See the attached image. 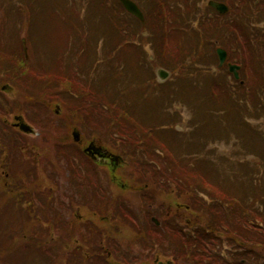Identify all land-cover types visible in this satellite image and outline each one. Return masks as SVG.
Returning <instances> with one entry per match:
<instances>
[{"label":"trees","instance_id":"obj_1","mask_svg":"<svg viewBox=\"0 0 264 264\" xmlns=\"http://www.w3.org/2000/svg\"><path fill=\"white\" fill-rule=\"evenodd\" d=\"M60 1L66 12L48 11L45 16L48 25H51L54 19L61 24V31H63L61 36L59 31H56L58 24L54 28L56 32L46 25L52 35L48 40L53 43L55 41V44L60 42L61 37L63 40L62 48L57 53L59 58H55L54 61L53 57V63H51L52 60L46 59L42 52L41 58L30 53L29 58L26 59L20 47L11 51L13 46H9V35L16 36L17 29L12 31L4 29L14 15L16 16L14 26L17 28V25L21 24L22 28H26L27 32L29 30V33L37 39L41 29H46L43 27L44 14L43 16L36 14L37 3L34 0H7L6 2L10 4L6 8L5 0H0V10L5 9L4 15L0 13V73L4 76L0 84L5 81L15 87L16 98L22 99V104L21 102L16 104V111L24 112L25 107L36 106L38 102L39 106L48 113L50 111L48 108L54 106L55 102H59L68 108L64 114L66 115L68 111L74 123L87 118L85 114L89 112L94 113L96 117L103 113L102 117L105 121L121 120L123 138L131 139L132 143L129 150V155L132 154L131 163L144 165L147 170L152 171L149 184L152 185L154 181L161 186L162 194H170V187L174 188L175 185H197L194 179L200 178V175L187 170L197 169L204 162L211 165V169H218L221 164L229 168L246 165L245 169L251 171L261 168V162L253 156L243 157L244 154L255 153L256 158L260 159V155L263 156L262 163H264V142L262 138L257 137V135L261 137L260 132H257V135L252 133L249 135L248 131L241 127L239 133L238 127L235 129L227 124L228 111L225 105H228L230 100L238 103L234 108L236 112L233 114L235 123L239 124L249 119L251 114L243 97L224 96L225 99L220 104L217 89L208 92V101L205 103L201 90H193L194 87L189 85L201 82L189 79V74H201L206 69L211 72L210 65H205L202 58L210 60L206 54L212 49L210 45L200 42L198 34L193 36L195 41L193 39L191 41L189 36L182 34V43L178 41L177 47L171 52L172 41L168 27L158 32L160 35L158 38L155 31L156 24H153L151 28L152 25L148 20L145 29H153L149 34L150 37L152 35L155 37L146 40L140 35L141 45L142 47L145 45V49H142L143 52H138L139 47L136 45L139 43L137 42L138 31L132 23V17L125 12L117 0H106L107 5L102 0ZM97 4H101L107 13L98 9ZM91 10L96 11L93 17L96 15L100 17L103 24L106 22L105 17L108 16L109 32L103 29L99 30L97 35H92L94 32L86 28L89 25L86 19L90 17ZM167 19L163 18V21L167 22ZM105 32H112L113 36L104 34ZM73 41L77 44L79 41V44H74ZM2 42H5L8 47L2 48ZM148 44L151 50H156L155 53L164 55L167 60V62L160 60L158 63L157 54L154 56L155 62L174 74L169 81L159 84L158 88L152 86L157 84L147 69L150 63L146 54ZM153 44L154 47H152ZM84 46L89 48L85 55L90 57L86 58L83 55L77 59L79 51ZM97 51L107 53V57L104 58L101 55L103 59L99 60L100 56H96ZM35 52H37L36 49ZM136 56L135 60L142 64L133 63V58ZM67 57L69 61L66 60ZM30 58H33L32 61ZM42 59L45 62L42 64L43 68H40L39 61ZM172 104L178 105L180 109H190L189 111L198 121L201 120V114L204 116V121L211 120L212 125L211 128L208 126V130L213 129V131H208L209 155L205 161L200 157L190 159L181 154L185 151L183 147L195 144L184 134L183 147L179 141L169 145V129H174L175 122H185V120L177 119L182 115L177 110L174 111L172 120V114L168 111ZM37 110L40 109L37 107ZM153 111L156 112L155 117L151 115ZM43 113L46 114L45 111ZM34 118H38L39 121L36 122L39 125L45 121L43 115L42 117L37 115ZM127 122L133 126L129 130L132 138L125 136ZM197 124V121L193 122L194 126ZM201 126L202 122L198 124L200 129ZM214 129H218L217 132H214ZM162 130L166 132V135L162 133ZM148 131H153L150 138ZM233 131L239 133L237 137L240 145L236 150L245 153L236 159L223 158L218 155L220 141H213L219 140L222 136L227 138ZM241 133L244 138L252 137L253 143H244L240 138ZM172 136L173 140L176 139L174 133ZM190 145L187 149L191 147ZM199 147L200 143L197 144L198 150H200ZM20 149L21 144L14 142L10 146L8 136L0 135V162L8 163L9 179L15 178L14 182L12 179L7 184L0 185V236L4 235L0 238L2 264H48L58 259L56 252L62 251V248L64 251L61 257L65 259L66 264H102L108 259L105 247L110 243L114 245L112 253L115 258L136 259V256L131 255L134 251L128 248L127 243L132 241L135 243L141 237V228L139 222L135 223L134 217L126 212L129 211V205L124 203V200L120 201L118 196L115 197L113 193L101 191L103 189L99 188L101 190H96V202L89 206L91 211L95 212V219L88 217L77 220L73 216L63 219L60 216V206L56 203L57 196L51 191H46V183H42L39 177H36V181L30 182L27 176H24L29 165L25 163L24 153ZM172 150H176L178 154L171 156ZM250 163L251 166L248 165ZM18 170L23 171L17 174ZM257 178L264 188V177ZM17 186L20 187L17 188ZM132 211L135 209L132 208ZM149 226L151 235H156V226L150 222ZM170 235L179 238V233L175 229ZM73 242H80L82 246L77 245L79 248L75 249V252L68 253V256L65 253V247ZM20 252L22 254L19 256ZM190 256L195 264L196 254ZM198 257L202 258L200 255Z\"/></svg>","mask_w":264,"mask_h":264},{"label":"flooded vegetation","instance_id":"obj_2","mask_svg":"<svg viewBox=\"0 0 264 264\" xmlns=\"http://www.w3.org/2000/svg\"><path fill=\"white\" fill-rule=\"evenodd\" d=\"M172 6H180L193 19L189 21L188 18L187 21L189 27L186 31L190 39H193L190 31L193 32L195 22L196 26L200 27V42L215 45L214 50L210 47L212 50L206 54L210 60L202 58L205 65H210L211 72L206 69L201 74H189V79L201 81L189 85L194 87L193 90H201L205 103L208 101V92L206 93L203 81L207 82L208 79L217 83L220 104L225 99L224 96L243 97L251 115L248 120L236 123L235 127L239 128V133L241 127L248 130L249 134L251 128L257 130L256 124H251L250 119L255 118L253 114L256 111H264V0H174ZM180 32L188 36L182 29ZM218 47L225 51V60L219 68ZM230 66H233L232 69ZM218 69L219 71H216ZM53 112L57 117L62 116L59 109ZM56 116L50 121L41 122L42 125L29 122L34 130L26 133L27 137L15 127L16 123L18 124V116L12 115V121L3 122L7 128L13 127L9 131L12 135L9 138L25 144L23 150L29 165L25 175L28 180L33 182L39 177L42 183H46V191H51L57 196L56 203L60 206V216L63 219H69L71 216L77 220L88 217L95 219V212L91 211L89 206L97 200L96 190L102 188L101 191L113 193V196H118L120 201L124 200V203L129 205V211L126 212L134 217L135 223L139 222L141 237L135 243H127L128 248L131 250L137 246L140 254H145L147 260L151 258L152 264H193L191 254H196L195 264H264V231H261L264 230V217L260 220L256 218L254 209L258 201L254 196H250V216L241 218V187L237 186V177L241 171L244 175L252 177L250 182H258L257 177H263V171H247L224 165L226 170L221 172L228 176L222 175L220 182L228 183L220 185L216 191L238 190L232 203L228 197L225 199L229 202L222 198L218 200V205H227L224 209L226 213L225 216L221 213L224 218H220L218 214L214 218L209 215V181L206 167L200 170V185H175L174 188L170 187V194H162L161 186L153 180V184H149L152 171L147 170L144 165H133L131 155L127 159L121 156V150L110 146L109 141L97 136L92 125L83 120L76 123L56 120ZM262 123L260 124L264 128V117ZM188 128V138L195 144L185 149L187 157H200L205 161L209 155L208 122L203 121L201 132L197 125L194 126L191 122ZM74 131L78 133V140L73 137ZM238 132L233 131L227 138H219L221 145L218 155L236 159L245 153L236 150L240 145ZM261 138L264 142L262 134ZM198 139H201L200 150L197 148ZM254 154L247 153L243 157L253 156L262 166L263 156L260 155L259 159ZM179 181L182 182L181 179ZM230 181L233 184H230ZM259 201L264 207V197ZM192 203L202 206L200 211L204 213L195 212L198 210ZM155 205L164 207L165 210H160ZM132 208L135 211H132ZM149 222L156 226V235L149 232ZM173 229L179 233V238L170 235ZM77 245L81 243L73 242L68 245L71 247L69 251L75 252V249L79 248ZM105 248L108 259L102 264H145L140 255L135 253L131 254L136 256L135 260L128 257L115 258L112 243ZM199 255L202 258H199Z\"/></svg>","mask_w":264,"mask_h":264},{"label":"rangeland","instance_id":"obj_3","mask_svg":"<svg viewBox=\"0 0 264 264\" xmlns=\"http://www.w3.org/2000/svg\"><path fill=\"white\" fill-rule=\"evenodd\" d=\"M6 1L7 0H5V5H6V8H8V4H10V3L6 2ZM147 1H149V0H147ZM165 1L167 2V6H168V19H169L168 22H169V28H171V32L173 34H175L177 32V30L181 31V29H184V30H182V32L187 34L188 32L186 31V28L189 27L188 23H187V20H188V17L190 15H187L185 13V11L180 6H172L171 3H170V0H165ZM34 2L37 3L35 5L36 8H37L36 14H40L42 16L44 14V23L43 24H45V25L43 27H45L46 29L45 30L41 29V32L38 33V38L36 39V36H32L29 33V30L27 32L26 28L25 29L22 28L21 24L19 26L17 25V28L14 26V22H15L14 19L16 18V16L13 15V17L10 20V23H8V25H6L5 27L3 26L6 31H12L14 29H17V35L16 36L15 35H9V46L10 47L13 46L10 50L13 51L15 48H17V47L19 48L20 47L21 50L23 51V45H22L21 41H22V38H25L26 39V47L28 48V54L34 53L37 57L41 58V52H42V53H44V56L46 57V59L52 60L53 57H54V61H55V58L57 59V53L62 48L63 40H62V37H61V39L59 40L60 42H58L56 44H55V41L53 43V41L48 40V38L50 36H52V35H51V32H50L51 30L47 26H49L52 29V31H54V32L59 31L61 36H62V32L63 31H61V24L58 23L54 19L52 20V24L48 25L47 22H46L45 16L48 14V11L54 12V10H55L56 12H60V11H65L66 12V9H65L62 1H60V0H57V1L56 0H34ZM102 2L105 5H107V1L106 0H102ZM141 2H143V1H141ZM97 6H98V9H100L103 12L107 13L106 10L101 6V4H97ZM158 8H159L158 0H156L155 2L150 0V7L149 8L147 7V10L151 11V12L147 11V15H149V21H150V24L152 25L151 28H153V24H157V21H158L157 16L153 12L154 11L156 12V10H157L158 14L160 16ZM0 13L2 15H4L5 14V9H3L2 11L0 10ZM90 13H91L90 17H88L86 19L88 21V24H89V25H87L86 28L88 30H91V32H94V34H92V35H97V33H99V30H103V29L108 31V32L110 31V26L107 25L110 22L108 20V16L105 17L104 21L106 20V22L103 24V20H101L100 17H98L97 15L95 17H93L95 15L96 11L91 10ZM122 16H124V15H122ZM176 18H178L179 21ZM116 23H118V22H116ZM132 23L134 24L135 27H137V31H139V28L135 24V22H132ZM1 24H2V22H1ZM56 24H58V30L55 31L54 28H55ZM198 26L199 25L196 26V23L194 22L193 23L194 30H193V32L190 31V34H192L193 36L195 34H198V32H199ZM135 27H134V29H135ZM175 28H176V30L174 31L173 29H175ZM92 29H96V30H92ZM111 30H112V27H111ZM152 30H150V31H152ZM155 30L157 31V37L159 38L160 35L158 34V30L157 29H155ZM104 34H111L112 35V32L111 33L105 32ZM152 34H153V32H152ZM146 35L147 34L144 32V37ZM141 36H142V34H141ZM145 38L148 40V37H145ZM1 39L4 40L3 38H1ZM190 40L192 41V39H190ZM173 41L175 42V45H171V49H170L171 52H173V50L177 47V44H178L177 35H173ZM179 41L182 43V38H180ZM193 41H195L194 38H193ZM72 43L77 44V42H75V41H73ZM160 43H161V41H160ZM78 44H79V41H78ZM86 45H88V43ZM2 46H3L2 48H4V49L8 47V45H5V42H2ZM35 49H36L37 52H35ZM146 49H147V51H146L147 55L152 53V54H154V56H156L158 54V59H159V61H157L158 63L160 62V60L164 61V62H167L166 57L164 55H162L160 53H155L156 50H151L148 46L146 47ZM87 50H89V48L84 46L79 51L77 59H79L81 56L85 55ZM109 51H110V49H109ZM101 55L104 58L107 57V53H104L103 51H97L96 56H100V57H98L99 60L103 59V58H101ZM84 57L89 58L90 56L89 55H85ZM32 59L33 58H30V61H32ZM66 60L69 61L70 59L67 57ZM43 62H45L44 59L39 61L40 68H43V66H42ZM51 63H53V60L51 61ZM155 64H156V62H155ZM147 69H148V71L150 70V71L153 72V67H151V65H148ZM52 72L54 73V71H52ZM1 78H4L2 73H0V80H1ZM53 80H56V79H53ZM203 84L206 87V93L207 92H211V90H215L216 91L218 89L217 83L215 81H210L208 79L207 82L203 81ZM16 93H18V91H16ZM16 97L17 96H15V90H12L11 92L0 93V103L3 104L2 102L4 101V106L6 108V111H4L5 112L4 116L6 117V120H9V117H12V115H14L13 113H10V110L12 108L16 107V104H18L19 102L22 101L21 98L18 99ZM56 103H59V102H55V104ZM21 104H22V102H21ZM26 104H31V103L30 102H26ZM227 104L228 105H225V107L227 108V111H228L226 113L227 124H229L230 127H234L235 128V124L236 123L234 121L233 114L236 112L234 110V108L236 107V105L238 103L235 102V101H231L230 100ZM38 105H39L38 102H36V106L31 105V107H26L27 108L26 111L30 112L29 114L26 115V117H27V119L29 120L30 123L32 121H34V122L39 121L38 118H34L37 115L41 116V117H42V115L45 116L44 113H43L44 112L43 109H41V111L37 110V106ZM41 105H45V104L41 103ZM46 108H48V107H46ZM53 108H54V106H52L51 108H48V109H50L51 113L53 111ZM66 109H68V108L66 106L62 105V108L60 109V111L61 112H66ZM182 113L183 114L180 115L179 117H177V119H179V120H190V121H194V122L197 121L198 124L204 121V116L202 114H201V120L198 121L195 117H193V115L190 113V111L188 109H182ZM102 115H103V113L100 114L99 117H96L94 115V113H90V112L86 113L85 117H87V118H85L83 120V122H87L89 125H92L94 127V129H95V132H96L97 136L101 137L105 141H109L108 144L110 146H115L118 150H121V151H124V152H128L131 149L132 143H131V139L123 138L121 136V134H122L121 133L122 132L121 131V129H122V125L121 124L123 122H121V120H118V121H115V122H109V123L108 122H103L105 119H103ZM151 115L155 116L156 112L153 111L151 113ZM64 117H65L67 122H72V118L69 117L68 111H67L66 115H64ZM263 117H264V111H256L255 114H253V118L254 119H252V118L250 119V123L251 124H256V129H257V130H255V129L251 128V132H252L253 135H257V132H260V134H262L264 136V128L260 124V123L263 122ZM82 118H84V117H82ZM157 119H158V117H157ZM56 120H62L63 121L64 119L61 116V117H57ZM114 120H117V119L114 118ZM198 124H197V128H198V130H200V127H198ZM211 125H212L211 120H209V122H208L209 128H211ZM36 128L39 131V126L37 124H36ZM129 130L130 129H128V131ZM217 130L218 129H214V132H217ZM107 131H109L108 134H106ZM208 131H213V129H209ZM227 132H228V130H227ZM152 133H153V131H148L149 138L151 137ZM162 133L164 135H166V132L163 131V130H162ZM154 135L156 137H158L155 133H154ZM129 137L132 138V134L130 133V131H129ZM257 137L261 138L260 135H257ZM242 141L244 143H248V142L249 143H253L252 139H249L248 137L244 138L243 136H242ZM128 142H129V144H127ZM168 142H169V145H171L173 143V136L170 133H169ZM248 165L251 166V163L248 164ZM245 166L246 165H244L241 168V170H247V169H245ZM208 168H209V173L211 175L212 174L211 165H209V166L206 165V169H208ZM260 170L264 172V163L261 166ZM216 172L219 175L221 173V171L218 170V169H217ZM1 175L4 176V174H2V173H1ZM246 175H244L243 172L241 171L240 172V176L237 177V182H238L237 186L241 187V185H243L244 188H245V191L242 188H240V196L242 198H244V199H248L250 196H253V194L257 190H260V189L264 190V188H262L260 180H259V185L255 189H250L248 184L251 181L252 177H248ZM4 178L6 179V176H4ZM4 178L2 176L0 177V185H3V179ZM237 190H230L228 194H226L227 191H225V190H218L216 192L214 191L212 193H209L208 194L209 214H213V215H217L218 214V216L220 218L222 216H225L226 211L224 209L227 208V205L222 207V206L218 205L217 202H218L219 199L222 198L225 202H229L230 201L232 203L233 202V197H234V195H236V191ZM243 193H246V194H243ZM226 197L229 198V201L225 199ZM192 204L195 206V209L198 210V211H195V212L204 213V212L200 211L203 208L202 206H199V205H197L195 203H192ZM155 206L157 208H159L160 210H165L164 207H159L158 205H155ZM254 210L256 211V218L258 220H260L261 218L264 217V207L261 206L260 201H258L257 207ZM221 213H223L222 216H221ZM222 218H224V217H222ZM3 236L4 235H1L0 238H3ZM65 249H66V251H68L69 247L66 246ZM131 250H133L135 254L140 255V258H142L141 261H144L145 264H152L151 258L149 257L148 260H147L145 258L146 257L145 254H140L139 253L137 246L132 247ZM63 251H64V249L62 248V251L56 252L58 254V256H57L58 259L55 260L54 262H49L48 264H65V259H62V257H61V254H62ZM69 252L70 251H68V253ZM68 253H67V255L69 256ZM20 254H22V252L19 253V256H20ZM0 264H2V263L0 262ZM33 264H36V263H33ZM42 264H46V263H42Z\"/></svg>","mask_w":264,"mask_h":264},{"label":"water","instance_id":"obj_4","mask_svg":"<svg viewBox=\"0 0 264 264\" xmlns=\"http://www.w3.org/2000/svg\"><path fill=\"white\" fill-rule=\"evenodd\" d=\"M120 1L123 3L124 7L130 13L138 16L144 22L143 15L134 2H132L131 0H120ZM218 55H219L220 62L222 63L224 60L223 51L218 50ZM156 72H157V76H158L159 81H164L170 76V72L168 70L162 68V67H159ZM20 127H21V129H23L25 131H30V127L28 125H26L25 123L21 124Z\"/></svg>","mask_w":264,"mask_h":264}]
</instances>
